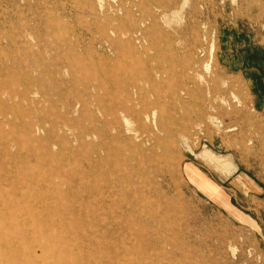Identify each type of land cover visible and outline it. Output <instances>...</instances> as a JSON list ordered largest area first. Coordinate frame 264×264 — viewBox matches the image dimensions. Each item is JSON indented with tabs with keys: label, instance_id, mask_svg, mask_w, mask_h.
Listing matches in <instances>:
<instances>
[{
	"label": "rangeland",
	"instance_id": "1",
	"mask_svg": "<svg viewBox=\"0 0 264 264\" xmlns=\"http://www.w3.org/2000/svg\"><path fill=\"white\" fill-rule=\"evenodd\" d=\"M28 238L48 264H264V0H0V264H35Z\"/></svg>",
	"mask_w": 264,
	"mask_h": 264
},
{
	"label": "bare ground",
	"instance_id": "2",
	"mask_svg": "<svg viewBox=\"0 0 264 264\" xmlns=\"http://www.w3.org/2000/svg\"><path fill=\"white\" fill-rule=\"evenodd\" d=\"M131 110V109H130ZM127 112V111H126ZM128 113V112H127ZM138 113H140V114H138V115H136L135 114V116H137L138 117V119H139V121L138 122H140L141 123V127H142V129L144 128V123H149L150 124V126H151V132L149 133V135L147 134V135H145L144 133H143V131L141 130H139L137 133H140L139 135H137L136 136V140H138L140 143V146L141 147H148L149 146V149L148 150H150V151H154L155 149H158L157 148V145L159 144V140H160V138H159V136H160V134L164 131V129H163V126L161 125V123H159V121H158V118L156 117V114L155 113H149V112H147V111H145V112H138ZM181 116V115H180ZM136 117V118H137ZM124 119L125 120H127V117H124ZM162 121V120H161ZM103 123H105V122H103ZM125 123V122H124ZM139 124V123H138ZM105 125V124H104ZM123 125V124H122ZM121 126V125H120ZM174 127V126H173ZM91 128V127H90ZM30 130V129H29ZM28 130V132H30ZM115 130H116V132H120V128L118 127V125H117V127H115ZM122 130V129H121ZM124 130V129H123ZM96 131V129L93 127V128H91L90 129V132L89 133H93V132H95ZM115 132V131H114ZM142 132V133H141ZM30 134V133H29ZM111 134V133H110ZM32 135H33V133H32ZM31 135V136H32ZM110 136V135H109ZM108 136V137H109ZM105 137V136H104ZM107 137V136H106ZM101 138V137H100ZM126 140V139H125ZM131 140H132V138H131ZM133 140H134V137H133ZM129 142V141H128ZM122 147V146H121ZM93 148H95V147H93ZM122 149V148H121ZM94 150V149H93ZM110 153V152H109ZM115 153H116V150H115ZM151 153V152H150ZM123 154V153H122ZM154 154V153H153ZM146 155V154H145ZM204 155V154H203ZM205 157H206V159H208L209 161H211L212 163H215V164H217L218 165V167H220L222 170H224L225 172H226V174H228V175H230L232 172H233V165H232V163L230 162V161H228V160H222L221 158H218L216 155H214L213 154V152H211V151H205V155H204ZM111 157V156H110ZM133 157V156H132ZM132 157H130V158H132ZM147 157V156H146ZM145 157V158H146ZM107 159V158H106ZM112 159V158H111ZM123 159V158H122ZM133 159V158H132ZM147 159V158H146ZM224 159V158H223ZM113 160V159H112ZM123 160H121V162H122ZM109 163V165H111L110 164V161H108ZM112 162H114V161H112ZM124 162V161H123ZM94 163V162H93ZM92 163V164H93ZM125 164V163H124ZM104 165V164H103ZM126 165V164H125ZM114 166V165H113ZM131 166V165H130ZM110 167H112V165L110 166ZM126 167V166H125ZM138 169V168H137ZM136 169V170H137ZM121 170V169H120ZM151 171V170H150ZM111 173V172H110ZM147 173H149V172H147ZM124 174V173H123ZM140 174V173H139ZM143 174V173H142ZM136 175V174H135ZM106 176H107V172H106ZM143 177H144V175H143ZM116 178V177H115ZM121 179H122V177H121ZM100 180V179H99ZM98 180V181H99ZM103 180V179H102ZM140 180H141V178H140ZM101 181V180H100ZM99 181V182H100ZM125 183H127V181H125ZM128 184V183H127ZM111 186V185H110ZM107 188V187H106ZM118 189V188H117ZM109 190V189H108ZM134 194V193H133ZM136 200V199H135ZM2 203V202H1ZM26 206V205H25ZM32 221V220H31ZM12 222V221H11ZM14 222H15V220H14ZM22 222V221H21ZM20 222V223H21ZM28 223V222H27ZM26 223V224H27ZM30 223V222H29ZM12 224V223H11ZM22 225L23 224H25V223H21ZM25 224V225H26ZM16 225V224H15ZM17 225H20L19 223L17 224ZM28 225V224H27ZM16 227H18V226H16ZM30 228H32V227H30ZM38 228H39V224H38ZM33 229V228H32ZM23 230V229H22ZM35 229H33V231H34ZM30 232V231H29ZM32 232V231H31ZM23 234H25L24 233V231L22 232ZM34 233V232H33ZM19 235V234H18ZM27 235V234H26ZM37 236H38V233H37ZM51 236V235H50ZM20 238H21V236H19ZM37 238V237H36ZM29 239V238H28ZM26 241H30V239L29 240H25V241H21V243L22 244H24L25 246H26V248H24L23 250H25L24 251V253H23V255L24 256H30V255H32L35 259H37L35 262V264H45V263H47V259L49 258V257H52L53 258V254H50V253H53V251H49V250H47V251H49L48 253H47V251H46V253L45 252H43V255H40L39 254V252H37L36 250H35V248H33L31 245H30V243L29 242H26ZM17 244V243H16ZM36 246H38V245H36ZM54 247V246H53ZM23 248V247H22ZM43 248H45V246H44V244L42 243V245L40 246V250H42L43 251ZM52 248V247H51ZM44 250H46V249H44ZM42 254V253H41ZM47 255H49V256H47ZM32 261V260H31ZM34 264L33 262H28V264ZM48 264V263H47Z\"/></svg>",
	"mask_w": 264,
	"mask_h": 264
}]
</instances>
